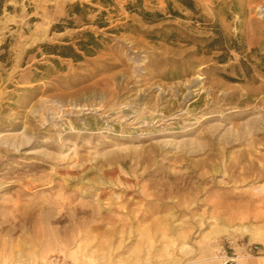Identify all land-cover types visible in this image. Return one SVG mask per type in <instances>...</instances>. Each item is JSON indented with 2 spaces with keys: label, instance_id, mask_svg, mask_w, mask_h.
<instances>
[{
  "label": "rangeland",
  "instance_id": "obj_1",
  "mask_svg": "<svg viewBox=\"0 0 264 264\" xmlns=\"http://www.w3.org/2000/svg\"><path fill=\"white\" fill-rule=\"evenodd\" d=\"M247 243L264 0H0V264H221Z\"/></svg>",
  "mask_w": 264,
  "mask_h": 264
},
{
  "label": "built area",
  "instance_id": "obj_2",
  "mask_svg": "<svg viewBox=\"0 0 264 264\" xmlns=\"http://www.w3.org/2000/svg\"><path fill=\"white\" fill-rule=\"evenodd\" d=\"M240 252L245 258H264V244H242ZM221 264H237V257L234 255H225L222 257Z\"/></svg>",
  "mask_w": 264,
  "mask_h": 264
},
{
  "label": "crops",
  "instance_id": "obj_3",
  "mask_svg": "<svg viewBox=\"0 0 264 264\" xmlns=\"http://www.w3.org/2000/svg\"><path fill=\"white\" fill-rule=\"evenodd\" d=\"M240 264H264V259L261 258H245Z\"/></svg>",
  "mask_w": 264,
  "mask_h": 264
},
{
  "label": "bare ground",
  "instance_id": "obj_4",
  "mask_svg": "<svg viewBox=\"0 0 264 264\" xmlns=\"http://www.w3.org/2000/svg\"><path fill=\"white\" fill-rule=\"evenodd\" d=\"M254 241H262V240H260L259 238L256 237V238H254ZM243 260H244L243 258H238L237 264L242 263Z\"/></svg>",
  "mask_w": 264,
  "mask_h": 264
}]
</instances>
